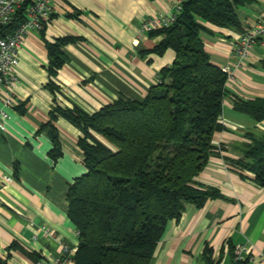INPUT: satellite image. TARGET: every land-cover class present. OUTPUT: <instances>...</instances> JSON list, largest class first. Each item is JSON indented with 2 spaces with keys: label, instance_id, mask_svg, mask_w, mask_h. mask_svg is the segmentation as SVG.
Here are the masks:
<instances>
[{
  "label": "crops",
  "instance_id": "crops-1",
  "mask_svg": "<svg viewBox=\"0 0 264 264\" xmlns=\"http://www.w3.org/2000/svg\"><path fill=\"white\" fill-rule=\"evenodd\" d=\"M175 0H53L54 11L42 29L32 28L23 41L14 92L3 88L0 108L8 113L0 128V264H59L64 244L72 251L65 264H75L78 232L68 215V190L86 171L78 144L81 130L64 116L54 120L61 154L52 156L50 110L78 106L93 113L117 97L142 99L170 65L175 52H145L162 38L142 29L159 12L172 10ZM243 24L264 13V0L244 6ZM202 31L211 60L234 65L239 31L206 22ZM70 35L62 45L65 62L53 80L47 41ZM221 117L225 129L214 135L224 145L212 154L197 182L217 187L221 196L199 207L187 202L179 219L168 222L151 264H264V186L254 174L225 161L242 156L247 132H264V119L238 111L234 95L264 96V38L257 42L236 79L227 82ZM11 97L12 103L6 104ZM47 227L51 234L45 232ZM248 246L236 262L234 249Z\"/></svg>",
  "mask_w": 264,
  "mask_h": 264
},
{
  "label": "trees",
  "instance_id": "trees-1",
  "mask_svg": "<svg viewBox=\"0 0 264 264\" xmlns=\"http://www.w3.org/2000/svg\"><path fill=\"white\" fill-rule=\"evenodd\" d=\"M253 1L187 0L172 24L150 31L162 38L145 52L171 48L175 58L142 99L120 96L93 113L78 106L51 108L44 126H50L52 156L61 154L53 124L58 115L81 130L86 171L67 195L78 232L75 264H151L168 222L180 218L185 203L201 207L222 195L196 180L210 156L224 149L213 139L226 128L221 117L229 92L227 73L211 60L201 34L206 22L241 33L239 7ZM24 17L22 9L4 31H13ZM75 40L65 35L47 41L52 90L59 88L53 78L66 59L62 45ZM234 96L238 111L264 119V96ZM246 134L250 141L241 147L242 156L225 161L252 172L264 186V132Z\"/></svg>",
  "mask_w": 264,
  "mask_h": 264
},
{
  "label": "built area",
  "instance_id": "built-area-1",
  "mask_svg": "<svg viewBox=\"0 0 264 264\" xmlns=\"http://www.w3.org/2000/svg\"><path fill=\"white\" fill-rule=\"evenodd\" d=\"M187 0H175L172 10L159 12L146 19L142 23V29L152 31L160 27L172 24L183 8ZM23 9L25 17L11 32L4 31L5 26L13 24L18 13ZM54 11L53 0H0V95L3 88L14 92L20 84V77L17 74V66L20 62V50L24 39L32 28L42 29L50 19ZM264 38V13L258 14L254 20L245 25L244 30L235 40V56L237 60L234 65L224 64L222 68L226 71L228 82L236 79L237 69L243 65L249 56L253 46ZM6 104L12 103V98L5 100ZM8 113L0 108V128H5V121ZM47 234L51 231L44 227ZM72 248L64 244L63 255L59 257V264H65V257H69ZM248 246L239 244L234 249L236 262L245 260V253Z\"/></svg>",
  "mask_w": 264,
  "mask_h": 264
},
{
  "label": "rangeland",
  "instance_id": "rangeland-1",
  "mask_svg": "<svg viewBox=\"0 0 264 264\" xmlns=\"http://www.w3.org/2000/svg\"><path fill=\"white\" fill-rule=\"evenodd\" d=\"M243 8H244V6H241V7H239V10H238L241 18H243V16H244L243 11H242Z\"/></svg>",
  "mask_w": 264,
  "mask_h": 264
}]
</instances>
